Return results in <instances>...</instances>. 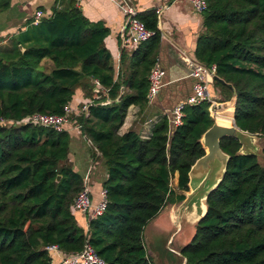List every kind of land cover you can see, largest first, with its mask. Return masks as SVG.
I'll return each instance as SVG.
<instances>
[{"label": "trees", "instance_id": "trees-1", "mask_svg": "<svg viewBox=\"0 0 264 264\" xmlns=\"http://www.w3.org/2000/svg\"><path fill=\"white\" fill-rule=\"evenodd\" d=\"M1 1L4 10L8 2ZM205 1L195 60L215 67L223 82L212 81L217 103L230 105L236 127L264 139V0ZM65 2L58 0L50 17L29 23L0 50V264H52L48 247L74 256L86 243L104 264H151L144 228L167 204L184 200L189 171L205 154L200 140L215 116L208 102L185 104L171 136L166 116L147 139L121 134L129 107L148 104V77L161 41L155 12L138 14L153 36L127 62L123 52L125 72L115 79L105 47L108 28L89 22L75 0ZM45 59L52 63L49 73L40 66ZM93 80L107 93L98 90V100L73 122L93 162L106 168V207L99 217L86 214L84 230L72 209L84 181L67 163L69 132L24 121L34 114L64 115L76 89L85 98L93 95ZM220 147L229 157L225 175L180 254L185 264H264V166L255 155L240 154L236 139H223Z\"/></svg>", "mask_w": 264, "mask_h": 264}, {"label": "crops", "instance_id": "crops-1", "mask_svg": "<svg viewBox=\"0 0 264 264\" xmlns=\"http://www.w3.org/2000/svg\"><path fill=\"white\" fill-rule=\"evenodd\" d=\"M58 0H2L8 2V7L0 10V50L9 48L11 41L24 31L30 23L32 16L37 11H42L45 16L50 17L53 8ZM66 2L68 0H65ZM121 0H83L75 6L89 22H100L109 30V35L105 39V47L111 54V62L115 72V79L123 77L125 72L121 63L123 52L126 62L129 60L130 52L133 48H123L121 46V35L126 30V19L121 13L116 2ZM136 9L138 14L156 12L157 30L160 33L161 41L158 51V60L163 71L160 92L162 94L157 101L139 108L129 107L120 133L133 131L141 138L147 139L153 126L164 116L166 108L174 107L176 104H186L191 97L192 77L190 69L186 64L188 59H195L194 52L197 38L204 33L202 15L193 12L192 7L185 0H126ZM65 2V3H66ZM41 69L46 73L52 70V63L45 59L41 62ZM93 87L94 83L91 81ZM95 87L93 95L88 99L84 97L81 88L76 89L75 95L69 105L71 109L70 119L65 125L64 130L70 134L68 164L82 178L88 180L87 185L90 191L92 205L95 206L100 201L103 190L102 184L106 180L107 171L101 160L93 162L91 147L74 124L73 116L78 115L82 106L95 102L98 99V91ZM210 94L213 99H220V92L211 83ZM178 102V103H176ZM176 105L175 107H177ZM221 105V104H220ZM223 105V104H222ZM230 106V105H229ZM222 108L227 110L228 107ZM174 107V108H175ZM173 108V109H174ZM167 110V109H166ZM230 110L232 111L231 107ZM232 113V112H231ZM174 128H169V136L174 133ZM261 156L264 153L261 151ZM259 160V158H258ZM197 183V182H196ZM188 185V190L183 192L184 200L180 203L167 204L163 210L152 219L147 225H154L157 233L162 232L166 221H170L175 228L179 223L188 224V228L196 227L199 218L206 211L205 195L207 188L200 186V183ZM173 188L177 185V175L171 182ZM167 210L166 214L163 211ZM190 212H194L191 215ZM74 216L79 227L86 230L88 228V215L74 211ZM191 220L190 222H188ZM180 224V226H181ZM158 228V229H157ZM180 228V227H179ZM144 233V232H143ZM162 233H165L164 231ZM183 232L180 229L179 236ZM176 233L170 230L166 235V246L176 244L179 251L177 255L181 257V264H185V259L181 256V249L186 246L191 239L178 238L175 240ZM63 254H53V263L56 264ZM180 264V263H179Z\"/></svg>", "mask_w": 264, "mask_h": 264}, {"label": "built area", "instance_id": "built-area-1", "mask_svg": "<svg viewBox=\"0 0 264 264\" xmlns=\"http://www.w3.org/2000/svg\"><path fill=\"white\" fill-rule=\"evenodd\" d=\"M83 0H76L77 3L82 2ZM187 1L191 7L193 12L201 15L207 9V2L205 0H185ZM119 7L121 13L126 19V24L128 27L122 33L121 46L123 48H133L135 49L140 44L148 41L151 36H153V32L148 30L145 25L138 19V12L136 9L126 0H121L120 2H116ZM156 14L160 13V10H156ZM45 14L42 11H37L32 16L30 21L31 25H37L40 21L46 18ZM190 69V76L196 80V84L193 87L194 95L191 96L186 104L187 105H198L202 102H208L210 104L209 111L211 112L212 107H214V113L216 112V103L213 101V98L210 95V86L215 76V67L207 68L201 63L197 62L195 59H188L186 61ZM163 79V71L160 68V62L157 59L153 68L150 71L148 82V93L147 99L148 103L151 104L155 98H157L159 94V89L161 86V82ZM94 86L98 90H101L103 93H107V89L103 88L97 80H93ZM98 100V99H97ZM84 105L80 109V113L87 114V110L89 105ZM102 105L106 104V102L101 103ZM215 105V106H214ZM185 104H180L172 111H164V116H166L168 121V128L176 129L181 125V119L183 116V109ZM65 114L62 116L57 115H47V114H34L28 117L24 123H30L35 126H40L44 128H50L55 131L64 130L65 125L68 123L70 119L71 109L70 107H65ZM4 123V121H0V124ZM88 180L85 179L83 183L82 191L76 196L73 203V211H78L83 214H90L92 218H96L101 216L106 207V192L102 190L100 195V201L97 205L93 206L90 196V191L87 185ZM47 250L52 254H59L60 251L55 246H50ZM53 263V262H52ZM56 264H104L103 260L97 256L95 251L91 248V246L86 243L78 254L74 256L62 255Z\"/></svg>", "mask_w": 264, "mask_h": 264}, {"label": "water", "instance_id": "water-1", "mask_svg": "<svg viewBox=\"0 0 264 264\" xmlns=\"http://www.w3.org/2000/svg\"><path fill=\"white\" fill-rule=\"evenodd\" d=\"M127 27L128 24H126V28ZM213 79L223 84V82L215 76ZM95 91L97 92V90ZM122 96L123 89H121L118 100H121ZM226 107L227 104H223L222 106L218 105L216 106V110ZM226 138L238 140L241 145L239 150L240 154L255 155L257 158L261 155V151L260 155L258 154V145L256 144L255 136L240 131L236 127L233 119L232 124L228 126L214 120L213 125L203 134L200 140L205 154L194 163L188 174V185H194L196 182H201L200 186H205L207 188L205 201L208 194L219 185L225 175L229 157L221 150L220 142ZM205 213L199 218L198 222L202 219Z\"/></svg>", "mask_w": 264, "mask_h": 264}, {"label": "rangeland", "instance_id": "rangeland-1", "mask_svg": "<svg viewBox=\"0 0 264 264\" xmlns=\"http://www.w3.org/2000/svg\"><path fill=\"white\" fill-rule=\"evenodd\" d=\"M160 68H162L161 64H160ZM191 79H192L191 81H192V89H193L194 85L196 84V80L193 78H191ZM160 89H161V86H160ZM160 89H159V92H160ZM161 94H162V92L158 94L157 98H159ZM193 95H194V91L192 90L191 96H193ZM157 98H155L152 103L157 101ZM213 101L216 103L215 104L216 106L220 105L219 103H217L218 99H213ZM176 103H178V102H176ZM178 104H176V105H178ZM220 106H222V105H220ZM174 107L166 108V109H167V111H172V109ZM213 111H214V107H212L211 113H212V115L215 116V119L217 118V119H225V120L232 121V118H231V112L232 111L230 110V106L228 107L227 110L219 109V110H216L215 113ZM255 141H256V144L258 145V154L260 155V151H262V149L264 147V139L255 136ZM259 162L262 166H264V157L261 155L259 156ZM166 211L167 210H164L163 214H166L167 213ZM190 213H191V215L194 214V212H190ZM190 221L191 220H189L188 222H190ZM180 224L181 223L178 222V224L175 228V224L173 227V225L171 224V222L169 220L166 221L164 224L165 226L161 229L162 232L164 231L165 233H162V232L157 233L156 231H154L155 228H154L153 224L152 225L151 224L146 225V227L144 228V233H143V245L145 248L146 255L150 259L151 264H179V263L181 264L182 259L179 255L176 254V252L179 251V248L176 247V244H172V245L169 244L168 247L165 244V242H166L165 238H166L167 232L170 230L175 231V233H176L175 240H177L178 238H182V237H183V239H192V237L194 236V233H195V228H193V227L188 228V226H190V225H188L187 223L181 224V226H180ZM180 229L183 232L182 236H179Z\"/></svg>", "mask_w": 264, "mask_h": 264}, {"label": "bare ground", "instance_id": "bare-ground-1", "mask_svg": "<svg viewBox=\"0 0 264 264\" xmlns=\"http://www.w3.org/2000/svg\"><path fill=\"white\" fill-rule=\"evenodd\" d=\"M214 120H217L218 122L222 123L223 125H231L232 124V121H229V120H225V119H214Z\"/></svg>", "mask_w": 264, "mask_h": 264}]
</instances>
